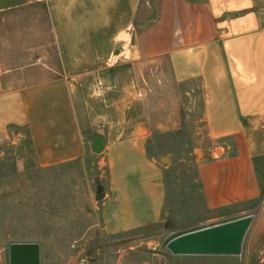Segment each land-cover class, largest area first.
<instances>
[{
	"label": "crops",
	"instance_id": "obj_1",
	"mask_svg": "<svg viewBox=\"0 0 264 264\" xmlns=\"http://www.w3.org/2000/svg\"><path fill=\"white\" fill-rule=\"evenodd\" d=\"M142 2L0 0V140L29 168L96 155L107 168L101 222L119 235L161 219L166 167L149 146L190 128L205 146L206 207L260 202L250 229L264 260V0H159L143 25ZM36 7L48 26L31 31L41 56L24 64L1 27Z\"/></svg>",
	"mask_w": 264,
	"mask_h": 264
},
{
	"label": "rangeland",
	"instance_id": "obj_2",
	"mask_svg": "<svg viewBox=\"0 0 264 264\" xmlns=\"http://www.w3.org/2000/svg\"><path fill=\"white\" fill-rule=\"evenodd\" d=\"M158 5L159 0H143L138 23L153 20ZM14 17L1 27L4 36L19 56L24 55L22 60H29L24 64L36 63L41 55L31 49V31L48 26L44 9L31 8ZM195 128L201 139L202 127ZM192 135L186 128L153 139L151 153L167 156L161 161L166 167L162 217L149 228L119 235L107 234L101 222L96 194L107 185V168L96 155L29 168L20 162L13 141L0 140V264H9L10 245L22 242L40 244L41 264H264L259 254L262 236L251 240L254 226L239 256L173 255L167 249V243L182 233L235 219L243 211L260 212V202L218 210L206 207L197 174L205 146Z\"/></svg>",
	"mask_w": 264,
	"mask_h": 264
},
{
	"label": "water",
	"instance_id": "obj_3",
	"mask_svg": "<svg viewBox=\"0 0 264 264\" xmlns=\"http://www.w3.org/2000/svg\"><path fill=\"white\" fill-rule=\"evenodd\" d=\"M103 135L101 129L94 135L91 148L95 154L103 150ZM164 160H167V156L161 157V161ZM104 197L103 189L98 188L96 200L99 206ZM253 220L254 215L249 214L182 233L172 238L166 247L173 255L239 256ZM9 264H41L40 244L36 242L12 243L9 247Z\"/></svg>",
	"mask_w": 264,
	"mask_h": 264
},
{
	"label": "built area",
	"instance_id": "obj_4",
	"mask_svg": "<svg viewBox=\"0 0 264 264\" xmlns=\"http://www.w3.org/2000/svg\"><path fill=\"white\" fill-rule=\"evenodd\" d=\"M73 247H74V245H73Z\"/></svg>",
	"mask_w": 264,
	"mask_h": 264
}]
</instances>
